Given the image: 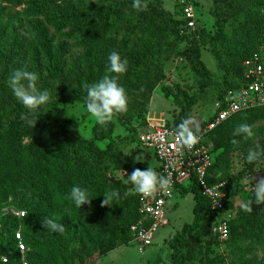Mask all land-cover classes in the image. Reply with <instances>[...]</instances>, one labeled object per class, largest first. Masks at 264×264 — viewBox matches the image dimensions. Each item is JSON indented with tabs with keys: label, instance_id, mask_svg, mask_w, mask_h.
<instances>
[{
	"label": "rangeland",
	"instance_id": "374dc122",
	"mask_svg": "<svg viewBox=\"0 0 264 264\" xmlns=\"http://www.w3.org/2000/svg\"><path fill=\"white\" fill-rule=\"evenodd\" d=\"M194 1L197 3L198 26L195 35L185 33L179 37L168 30L146 39L141 34L130 35L122 29L108 36L118 51H124L129 46L135 53L127 64V71H130L126 81L129 85H123L120 79L117 81L127 94V111L102 127L86 113L85 98L81 101L68 98L69 92L84 88L86 83L97 82L85 72V62L90 53L82 45L78 28L64 22L54 24L51 16L44 14L28 18L24 15L28 6L16 7L6 0H0V131L8 124L22 120L21 114L26 112L8 86L11 74L17 69L35 72L38 76L37 88L49 92L50 99L45 105L50 109L53 126L59 131H75L83 139L93 141L96 152L103 151L109 143H115L129 133H137L148 111L174 120L180 112L178 103L185 98L192 104L189 118L194 125L202 127L212 116L217 96L224 91L225 69L230 71V81H236L239 73L237 62L244 54L257 52L264 56V3L259 0H219L221 5L228 2L234 4V7H227L233 14L224 30V69L217 67L210 51V41L215 32L211 16L214 0ZM132 2L56 0L47 3H50L49 12H53V15L66 16L74 11L95 23L104 13L116 11L127 23L135 25L137 13L131 7ZM160 3L165 14L170 15L165 18L175 20L180 17L167 0H160ZM148 39L150 46L143 43V40ZM196 54L207 69V76L198 72ZM92 57L99 60L93 62L95 69L99 65L106 66L107 57L102 51L94 52ZM128 86L129 90L126 89ZM242 123L248 124L241 117L221 129L217 137L209 138L215 162L224 150L221 146L234 139L233 129ZM249 125L252 126L254 136L243 140L241 145L227 153L222 169L211 170L214 177L228 182L231 190L236 185L240 188L234 195L227 194V201L231 204V220L242 209L241 203L252 196L250 189L254 182L264 178V156L251 164L246 162L250 149L264 150V118L256 119ZM123 152L132 162L147 161L151 167L156 164L152 151L137 147L135 143ZM61 153V149L53 148L50 144L43 152L46 164L41 181L47 199L42 205L40 216H37L40 230L52 235V242L58 246L55 264H172L169 241L184 223L192 221V194L186 190L173 199L175 206L169 215L170 225L160 231L153 246L139 252L130 244L125 232L135 205L133 186L125 183L127 175L131 173L123 170L105 172L100 184L94 183L97 191L91 192L77 179H62L58 172L62 162ZM84 162L93 164L94 154H87ZM2 176L0 173V201L11 199L26 207L27 202L20 197L16 182ZM74 185L87 189L91 205H82L78 209L74 203L65 199ZM112 190L118 191L119 197L114 199L113 205L101 207L103 195ZM252 216L251 227L250 221L249 226L239 225L230 239L227 238L221 246L216 243L214 247H211L212 236L208 233L206 220L202 219L198 230L181 246V260L185 264H203L205 253L214 248L211 256L214 257V264H264V204L258 205V211ZM45 217H54L65 227L64 233H53L43 228L41 221ZM33 222L37 223L35 216ZM48 239L50 237L45 236V240ZM233 246L239 249V257L232 254ZM29 248L33 259L44 257L41 246ZM105 249L107 253L101 257L99 252Z\"/></svg>",
	"mask_w": 264,
	"mask_h": 264
},
{
	"label": "trees",
	"instance_id": "16d2710c",
	"mask_svg": "<svg viewBox=\"0 0 264 264\" xmlns=\"http://www.w3.org/2000/svg\"><path fill=\"white\" fill-rule=\"evenodd\" d=\"M56 2V0H6L8 4H12L16 7L28 6V9L24 12V15L28 18L38 17L41 14L51 16V22L58 24L59 22H64L81 32L82 45L85 50L90 53L87 56L85 62V72L92 77L93 80L98 81L106 74V68L108 66V59L106 66H95L93 62L98 61V58L92 57L94 52L102 51L108 58V55L112 51H116L120 54L122 59L131 61L132 54L135 53L132 47L127 46L126 50L118 51V47L108 39V36L112 33H117L122 29H125L130 35H139L143 38H151V36L158 33L160 35L163 31H170L172 34H177L181 37L180 31L183 27V20L181 18V11L179 6H173L175 11L180 16L178 19L172 20L170 18H165V16H170L165 14V11L161 7L160 0H146L147 10L142 12H137V21L135 25H131L126 22V20L116 11H110L109 13H104L100 16V19L93 23L92 21L86 20L82 13H76L71 11L70 14L63 16L62 14L53 15V12H49V4L47 3ZM260 3H264V0H259ZM195 10L197 11V3L194 1ZM132 7V4H131ZM227 7H234L233 2H228L224 5L219 3V0H214V9L211 12V16L214 20L215 32L210 41V51L213 55L216 65L219 68H224L222 63L223 57V38L225 24L231 19L233 12ZM197 14V12H196ZM197 20V18H196ZM198 27V26H197ZM196 27V32H197ZM143 40L146 46H150V40ZM254 52H249L244 54L243 58L237 62L239 66V73L236 81H230L228 74L230 71L225 69V76L223 82L225 86L224 91H221L217 96V101L221 100L224 92L234 86H236L241 81L242 76V61L247 58L250 54ZM92 54V55H91ZM196 68L198 72L207 76V69L204 64L199 60V55H195ZM130 69L122 75L119 79L122 80V84H128L126 81L128 77L126 75L129 73ZM114 75V74H112ZM129 90V86L126 88ZM86 91L84 88L80 90L71 91L68 94V98L74 100H83L86 96ZM180 107L179 114L173 120V127L176 128L184 119L189 118V110L191 108V101L187 98L183 102L178 103ZM38 119L34 127L25 123L24 120L15 121L8 124L2 131H0V173L3 178L12 179L16 182L18 191L20 192V197L23 201L27 202L26 207L10 201H0V205H12L20 210L25 211L26 215L24 219L21 220L23 225V238L24 242L28 248L27 257L31 264H55L56 262V250L57 245L52 242V235L44 233L39 228V218L42 212L43 204L46 202L45 187L41 181L42 171L44 170L46 161L43 155L47 145H52L53 148L61 149L60 154L61 161L58 168L62 179L65 181H71L72 179H77L83 187L90 188L91 192H96L97 187L94 183L100 184V179L103 177L105 172L123 170L129 173L135 168L141 170H146L148 165L147 161L142 162H132L127 155L124 154V150L135 143L138 147V135L140 129L144 126V118L141 126L137 130V133H129L127 136L119 139L115 143H109L103 151L96 152L93 141L83 139L75 131H59L57 130L50 118V109L47 105H42L38 110ZM244 118L248 124H252L256 119L264 118V106L255 109H249L237 113L228 121L222 123L220 126L216 127L209 135L210 137H217L221 133V129L229 126L233 122ZM211 119V118H210ZM209 119V120H210ZM206 124V122L204 123ZM239 141L238 145H233L231 142H225L221 147L224 148L223 152L217 157L216 162L214 161L211 170L215 168L222 169L225 165L226 155L229 151L234 150L243 142L241 137H234ZM87 154H94V163L91 165L86 164ZM156 171V167L153 165ZM2 178V179H3ZM223 180V179H219ZM224 181V180H223ZM2 180L0 178V184ZM226 182V181H225ZM234 184V182L232 183ZM231 185L226 182V193L228 196L238 193L240 190L239 186L236 185L234 190H231ZM1 187V186H0ZM186 190H182V193ZM194 205L192 208L193 218L190 223H184L179 232L169 241L171 249V260L172 264H185L181 260L180 248L188 240V237L195 231L198 230L200 221L202 219L206 220L209 212V202L201 194L200 189L193 185L191 187ZM181 193V194H182ZM138 196L135 193V205L132 212V218L125 227L127 239L130 241L129 237V226L134 223L137 218V208H138ZM1 197V191H0ZM252 199V209L251 213L245 212L242 209L238 211L236 217L230 221V232L228 238L233 236V232L237 229L239 225L249 226L250 218L258 211V205L255 203V198L249 196ZM248 199V200H249ZM231 204L227 202V208L230 209ZM36 217L37 223L33 222V217ZM253 217V216H252ZM19 222L10 217H4L0 220V248L1 252L4 253L12 246L13 233L18 228ZM208 227V226H207ZM251 227V221L250 226ZM123 226V229H125ZM208 233L210 237L212 236L209 229ZM255 233V231H253ZM45 236L50 237V239L45 240ZM211 240V247H214L216 241ZM41 243H43L41 245ZM126 243V241H125ZM209 243V245H210ZM30 247L41 246L43 248L42 254L43 258H38L37 260L32 258ZM214 248H211L205 253L203 264H214L213 255ZM243 251L244 250H240ZM100 256L106 255L107 250H101ZM232 254L239 257V249L233 246Z\"/></svg>",
	"mask_w": 264,
	"mask_h": 264
},
{
	"label": "built area",
	"instance_id": "2783aa9c",
	"mask_svg": "<svg viewBox=\"0 0 264 264\" xmlns=\"http://www.w3.org/2000/svg\"><path fill=\"white\" fill-rule=\"evenodd\" d=\"M172 6H179L184 22L180 34L195 35L196 10L194 0H167ZM187 30V32H185ZM241 81L226 90L221 100L216 101L211 119L199 127V142L192 150H178L175 142L173 118L148 111L144 126L138 135V144L152 151L156 161L154 166L159 175L170 176L171 193L157 192L153 197L138 196L137 220L129 226L130 244L139 252L153 246L160 231L170 225L169 215L175 204L173 199L182 190L192 194L191 187L197 186L209 202L206 225L221 246L230 232V210L227 208L226 182L212 175L215 161L213 147L209 144L210 133L237 113L264 106V56L254 52L242 63ZM26 213L15 206L0 205V220L10 217L19 222L13 233L12 246L2 253L0 264H31L28 248L23 238V225L20 223Z\"/></svg>",
	"mask_w": 264,
	"mask_h": 264
},
{
	"label": "clouds",
	"instance_id": "9594fccd",
	"mask_svg": "<svg viewBox=\"0 0 264 264\" xmlns=\"http://www.w3.org/2000/svg\"><path fill=\"white\" fill-rule=\"evenodd\" d=\"M146 0H133L132 8L137 12L147 10ZM108 66L106 74L97 82L92 84H84L86 96L84 107L86 113L94 119V121L102 127H106L113 118L127 111V94L125 89L118 84L119 76L126 73L128 61L122 59L120 54L112 51L108 55ZM114 74V75H112ZM38 76L35 72L27 70H15L9 80L8 86L17 101L26 109L21 114V119L26 124L35 126L38 119V109L45 105L49 99L47 90H39L37 88ZM199 127L194 125L191 118L184 119L175 128V142L178 150H192L199 142ZM233 137H241L243 140H249L254 136L252 126L246 123L239 124L233 129ZM233 145H238L237 139H232ZM264 156V150L250 149L246 156L247 163L259 161ZM124 176L127 175L123 173ZM254 179V178H253ZM126 184H131L136 194L142 197H153L157 192L165 194L171 193L172 181L170 176L159 175L153 168L147 167L146 170L135 168L125 179ZM252 197L255 198L257 205L264 204V178L254 182V186L250 189ZM101 207L113 205L115 198L119 197L118 191L112 190L103 195ZM65 199L70 200L79 209L82 205H91V197L87 189L78 185H74L70 192L67 193ZM252 199L241 203L243 211L251 213ZM43 228L53 233L62 234L66 230L65 227L53 218H43L41 221Z\"/></svg>",
	"mask_w": 264,
	"mask_h": 264
}]
</instances>
